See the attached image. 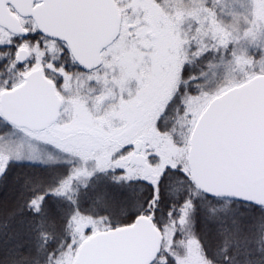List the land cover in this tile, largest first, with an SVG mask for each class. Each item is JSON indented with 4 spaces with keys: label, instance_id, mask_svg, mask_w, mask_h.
<instances>
[{
    "label": "snow or ice",
    "instance_id": "6c2138e0",
    "mask_svg": "<svg viewBox=\"0 0 264 264\" xmlns=\"http://www.w3.org/2000/svg\"><path fill=\"white\" fill-rule=\"evenodd\" d=\"M0 264H264V0H0Z\"/></svg>",
    "mask_w": 264,
    "mask_h": 264
},
{
    "label": "water",
    "instance_id": "95a60500",
    "mask_svg": "<svg viewBox=\"0 0 264 264\" xmlns=\"http://www.w3.org/2000/svg\"><path fill=\"white\" fill-rule=\"evenodd\" d=\"M255 101L251 100L249 102L251 126L255 124V113H254ZM149 242V237L145 233L133 234L129 239L124 241L118 247V251L127 254H138Z\"/></svg>",
    "mask_w": 264,
    "mask_h": 264
}]
</instances>
